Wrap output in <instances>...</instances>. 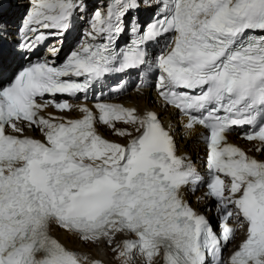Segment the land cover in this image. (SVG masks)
Masks as SVG:
<instances>
[{"label": "snow or ice", "instance_id": "6c2138e0", "mask_svg": "<svg viewBox=\"0 0 264 264\" xmlns=\"http://www.w3.org/2000/svg\"><path fill=\"white\" fill-rule=\"evenodd\" d=\"M87 8L27 0L12 51L63 36ZM88 22L62 62L0 71V264H264V159L228 140L241 128L264 156V0H105ZM7 33L0 18V69ZM133 74L137 101L152 87L185 134L204 130V175L157 111L96 95L127 92ZM89 93L91 106L61 98ZM201 186L195 199L216 201L215 227L190 203ZM53 226L109 260L67 247Z\"/></svg>", "mask_w": 264, "mask_h": 264}, {"label": "bare ground", "instance_id": "6f19581e", "mask_svg": "<svg viewBox=\"0 0 264 264\" xmlns=\"http://www.w3.org/2000/svg\"><path fill=\"white\" fill-rule=\"evenodd\" d=\"M92 0H85L86 3L91 2ZM96 2H99L101 4V6H103V4L105 3V0H96ZM97 7V6H94ZM77 15L78 17V21H87L88 17H86L85 13L81 14L79 11L75 14V16ZM81 15H83V18L81 19ZM74 25L76 27H79V23L75 22ZM54 40V38L52 39ZM5 60V57H4ZM12 66L10 64H8L7 62L3 61V68L2 69H9ZM0 69V71L2 70ZM145 94L148 96V100H139L137 101L136 99V93L134 91V89L130 90L127 92V94H121L119 97L116 98L115 101L118 102H122L124 103L126 106H132L134 104H139V106L141 108L147 106L150 109H155L160 113V118L164 120L165 125H168L169 122L173 123L176 125V128H174V135L176 137L179 138V136L181 135V133H184L183 129L180 128V124L179 122L176 120V114L174 113V111L170 108H168V110L165 112L162 110L163 106L161 104V102H159L156 97L154 95L149 94L148 92H145ZM148 101H151V103H149ZM57 115H59L60 113L55 112ZM73 115H75V113H73ZM174 126V125H173ZM99 131L106 137L109 139H116V137H114L111 134L110 130L105 129L104 127H100ZM197 130H195L193 133L191 134H185L184 139H181L180 141H178V145H179V152L180 153H187L191 155L192 159H196L195 154H197L199 152L200 146L199 143H197L195 141V132ZM26 134L29 135H34L35 137H41L39 131L38 130H26ZM233 142L236 143H240L239 139H235L232 138ZM244 146H248L249 143H245L243 144ZM198 156V155H197ZM259 156V155H258ZM260 158L264 159V156H259ZM196 163L195 165L198 166V162H199V158L196 159ZM200 194V191H197L195 193V196H193V200L195 199V197L197 195ZM239 229L236 232V237L233 241H231L229 243V249L226 252V255L228 256L230 254V252L238 245L239 241L243 238V234L240 232L239 233ZM52 233L54 234V236H56L58 239L61 240L62 243H64L67 247L69 248H76V249H80L83 250L85 252H89L92 256L96 257V258H101L104 260H109V255H106L105 252L101 249L95 248L91 245L88 244H83L80 243L79 241H77L74 237L69 236V234L65 233L63 229H60L58 227L53 226L52 228Z\"/></svg>", "mask_w": 264, "mask_h": 264}, {"label": "rangeland", "instance_id": "374dc122", "mask_svg": "<svg viewBox=\"0 0 264 264\" xmlns=\"http://www.w3.org/2000/svg\"><path fill=\"white\" fill-rule=\"evenodd\" d=\"M126 93V92H125ZM127 94V93H126ZM180 139H183V138H180ZM259 156H261V155H259Z\"/></svg>", "mask_w": 264, "mask_h": 264}]
</instances>
